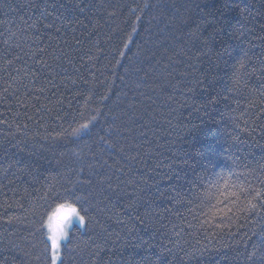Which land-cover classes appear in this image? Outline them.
Returning a JSON list of instances; mask_svg holds the SVG:
<instances>
[{"label": "trees", "instance_id": "obj_1", "mask_svg": "<svg viewBox=\"0 0 264 264\" xmlns=\"http://www.w3.org/2000/svg\"><path fill=\"white\" fill-rule=\"evenodd\" d=\"M45 3L52 16L43 24L54 27L38 25V38L35 30L22 34V21L39 19ZM61 13L67 19H55ZM37 47L47 49L43 59L50 64L54 55L67 54L59 61L67 71L56 67L62 105L52 95L57 89L39 102L29 97L27 109L13 98L19 87L14 78L18 82L23 75L16 70L24 61L33 65L29 56ZM101 96L108 99L101 102ZM89 97L85 115L95 114V108L103 113L89 135L18 144L25 123L29 138L38 130L44 135L40 125L50 131L57 124L69 132L70 125L78 127L73 117L85 111ZM41 104L56 111L37 112ZM57 113L63 119L54 121ZM182 150L218 154L181 191L185 202L220 175L235 174L232 182H237L243 173L253 189L264 191V0H0V264H29L8 243H19L17 237L27 234L24 225L35 219L26 209L37 200L43 203L46 185L58 187L71 169L87 164L95 166L96 198L80 205L88 209L87 225L71 229L64 243L72 264H245L246 247L250 252L264 240V210L241 211L247 206L242 197L231 213L222 205L212 220L220 224V216H230L222 230L201 228L180 198L173 199L177 193L167 179ZM29 166L32 175L22 174L20 169ZM13 217L23 223L8 224ZM97 221L107 228L106 240ZM212 231L218 235L208 236ZM205 245L213 251H196Z\"/></svg>", "mask_w": 264, "mask_h": 264}, {"label": "snow or ice", "instance_id": "obj_2", "mask_svg": "<svg viewBox=\"0 0 264 264\" xmlns=\"http://www.w3.org/2000/svg\"><path fill=\"white\" fill-rule=\"evenodd\" d=\"M144 6L148 7L149 5L146 3ZM29 7L35 6L29 5ZM48 7L49 5L45 3V6L40 11L39 19L30 18L22 21V23L26 26V28L21 29L22 34L27 35L28 31L35 30L34 35L38 38V25L43 24V20L52 16V13L47 10ZM51 7L55 8L56 5L53 4ZM64 7L65 6L63 4L59 5V8ZM73 7L77 8L81 13L85 11V8L81 7L79 4H75ZM9 8L11 10L10 5ZM55 19L61 20L67 19V17L61 13L59 16L55 17ZM137 19H139V17ZM76 22L80 23V21ZM43 27L52 28L54 27V24H43ZM60 31L61 29L57 27L56 32ZM133 31H135V28H133ZM12 35L14 36L15 34ZM32 43L35 44L36 40L33 39ZM65 43H67V41H65ZM76 43L79 44L80 41L76 40ZM16 46L22 48L21 44H17ZM124 46L127 47V44ZM46 52L47 49L37 47L36 52L29 56V58L33 59V65H27V61H24L25 67L23 69L16 70L17 76H21V73L23 75L18 82L15 81L14 78V82L18 83L19 87L16 89V93L13 98L17 104L25 109L29 107L27 103L29 97H32L39 102L41 100V96H43L44 93L51 91V89H57V92L52 93L53 96H57L56 104H63V101L57 95L59 85L56 83V79L57 76H59V73L56 72V67H59L61 71H67L61 64H59V61L65 58L67 54L62 53L60 56L54 55L52 57L53 63L50 64L47 60L43 59V54ZM25 55L29 54L25 53ZM120 55H123V53H120ZM16 59L22 60V57L17 56ZM68 62L72 63V60H69ZM8 63L11 64V61ZM240 67H244L243 61L240 62ZM46 73L47 75H45ZM233 75L235 77L234 85L238 86L240 84L238 71ZM26 80L31 83V87H29V83H25ZM38 82H40L39 87L36 86ZM73 83H75V81H73ZM20 87L24 89L23 96L19 94ZM4 92L7 93L8 89H4ZM4 98L7 99V95H5ZM45 99H47V97H45ZM107 99V96H101V102ZM91 101L92 97H89L86 100L85 111L77 110V115L73 117V122L78 123V127H71L70 125V132L68 129H64L61 124H57L51 131L48 127L40 125V127L44 128V135H40L38 130L35 135L29 138L27 131L29 129V125L25 123L23 125V129H25L23 132L24 139L19 140L18 144L27 146L31 141L33 146H35V142L38 140L58 141L67 136L80 138L82 134L84 136L89 135L90 126L94 127L95 122L98 121L99 117L103 114L99 108H95L91 109V111L95 114L90 117L85 115V113L89 111L87 106L91 103ZM42 109L49 113L56 111L55 106L49 108L45 104H41L40 107H37L36 111L39 112ZM28 119H32V117L29 116ZM53 119L56 121L63 119V117L59 116L57 113V116ZM52 132H55L56 134L52 135ZM99 141L107 144L110 148L114 147V145L105 136H100ZM238 142L239 137H233V144L235 145ZM217 156L218 154L214 150H209L207 153L182 150L181 154L175 157V160L180 161V164L174 165L175 170L170 169L171 174L168 175L167 179L169 183L174 186V191L177 193V196L173 197V199L180 198L181 206L187 207L189 215L192 216L193 220L197 221L201 228L208 225L211 228L222 230L223 221L231 219V217L227 214L219 217L221 220L220 224H212V220L217 219V213L224 210L221 207L222 205L227 208L228 213H231L233 208L238 206L241 198L243 197L247 200V206L240 210L245 211L248 214H256L258 211L264 210V202L258 203L264 199V191L253 189L246 178H244L243 173L236 178L237 182H232V175L235 174H232L227 178L220 175L215 182H209V187L204 188L203 192L193 193V195L185 202L180 197L181 191L185 187H188L192 183L196 182L195 177L197 171L199 169H206L207 165L205 161L207 164H212L216 161ZM20 171L22 174L32 175L30 166L22 168ZM94 174L95 166L93 164H87L86 166L81 165L78 169H71L70 172L64 175L62 181L59 182L58 187L53 184L45 186L41 196L43 203H40V200H37L35 203L30 204L29 209H26L35 219L24 225V232L27 234H21L17 237L19 243H17V240H9L8 243L12 247L18 249L22 253L23 257L28 260L29 264H31L32 260L36 261L37 264H72L73 254L71 251L67 253L62 251L64 248L63 241L68 239V229L69 226L72 225L74 219H77L80 225H87L88 209L81 208L80 205H88L96 198L94 189L96 181L94 180ZM242 178L245 180L243 184L238 182ZM221 181H224L223 190H221L220 187ZM200 187H204L202 182L200 183ZM109 188H111L110 184ZM213 189H215V191H213ZM253 192H255V195L252 194ZM226 193L227 195H225ZM219 197H224V199H219ZM213 201H216V203H213ZM229 204L232 206L227 207ZM3 206L4 205H0V207ZM7 207H11V205H8ZM20 207L25 208V204L21 203ZM42 208L44 211H41ZM205 209H207V211H205ZM82 212L83 214H81ZM201 216L205 217L203 222H201ZM209 217L211 219H209ZM23 219L26 220L27 217H24ZM14 221L23 223V220L20 217L10 218L7 223L12 224ZM140 222L142 224L145 223L143 218L140 219ZM188 224L190 228L195 227L191 221H189ZM97 225L101 228L103 239L106 240L109 235L107 228L100 221H97ZM205 231L207 232V229H205ZM216 235H218L216 231L208 233V236ZM208 236L205 238H208ZM189 246L191 247V245ZM196 251L203 255L205 252H211L213 250L209 249L207 245H205L203 249H196ZM185 254L191 255L187 252ZM244 259L245 264H264V240L261 241L259 246L253 244L252 251L250 252L247 251L246 247Z\"/></svg>", "mask_w": 264, "mask_h": 264}, {"label": "rangeland", "instance_id": "obj_3", "mask_svg": "<svg viewBox=\"0 0 264 264\" xmlns=\"http://www.w3.org/2000/svg\"><path fill=\"white\" fill-rule=\"evenodd\" d=\"M75 227H78V228H82V229H83L85 226H84V225H80L79 222H78V220H77V219H74L72 225L69 226L68 232H70L71 229H73V228H75ZM66 241H67V240L63 241V244H64Z\"/></svg>", "mask_w": 264, "mask_h": 264}]
</instances>
